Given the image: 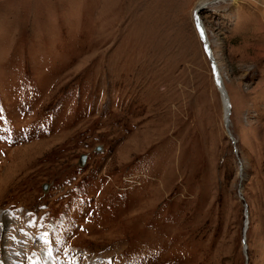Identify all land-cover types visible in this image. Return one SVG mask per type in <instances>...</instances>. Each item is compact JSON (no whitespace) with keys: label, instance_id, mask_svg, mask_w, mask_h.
<instances>
[{"label":"rangeland","instance_id":"rangeland-1","mask_svg":"<svg viewBox=\"0 0 264 264\" xmlns=\"http://www.w3.org/2000/svg\"><path fill=\"white\" fill-rule=\"evenodd\" d=\"M223 1L0 0V264H264V2Z\"/></svg>","mask_w":264,"mask_h":264},{"label":"water","instance_id":"water-1","mask_svg":"<svg viewBox=\"0 0 264 264\" xmlns=\"http://www.w3.org/2000/svg\"><path fill=\"white\" fill-rule=\"evenodd\" d=\"M201 9H203V7ZM201 9H198L196 11V13H195L197 29H198L200 38H201L202 42L205 45L206 51H207L208 56H209V58L211 60V63H212V69H213V75H214V82H215L216 88H217L218 92L220 93V96H221L223 105L227 109V112L225 113V126L227 128V132H228L229 137L231 138V140L233 142H235L234 141V138L232 137V134H231V132L229 130L230 115H231L232 105H231V102H230V98H229L228 92H227V90L225 88V85H224V80H223V78H222V76L220 74V70L218 68L217 62L214 59V55H213L212 49L210 47V43L208 42V37H207V33H206L205 26H204L202 20L199 17V11ZM84 157L85 156H83V158ZM245 215H246V218H248L247 208H246V211H245ZM247 225H248V223L246 221L245 222V229H244V232L245 233H246V227H247Z\"/></svg>","mask_w":264,"mask_h":264},{"label":"bare ground","instance_id":"bare-ground-1","mask_svg":"<svg viewBox=\"0 0 264 264\" xmlns=\"http://www.w3.org/2000/svg\"><path fill=\"white\" fill-rule=\"evenodd\" d=\"M224 2V1H223ZM215 3V2H214ZM207 5V4H206ZM203 7V6H202ZM202 7H200V9L202 8ZM203 8H205V7H203ZM199 9V8H198ZM195 20H196V17H195ZM208 42H209V40H208ZM215 59V58H214ZM216 61V60H215ZM218 65V64H217ZM218 68H219V66H218ZM224 109H225V113L227 112V109H226V107H224ZM6 220V219H5ZM4 220V216L2 215V216H0V224H1V229H2V234H4L5 232H4V227H5V221ZM2 234L0 235V238H1V236H2ZM8 234V233H7ZM2 239V238H1ZM10 246H12L11 244H9L8 246H7V249L6 250H8L9 248H10ZM20 249V248H19ZM5 253V255H9L8 257H7V260H9V259H11V258H13V257H11L12 255H14V256H16V257H20L17 253H18V250L17 249H12V254L9 252L8 254L5 252V251H3L2 252V254H4ZM20 253H21V251H20ZM15 257V258H16ZM12 261V259L11 260H9V262H11ZM31 262V261H30Z\"/></svg>","mask_w":264,"mask_h":264},{"label":"built area","instance_id":"built-area-1","mask_svg":"<svg viewBox=\"0 0 264 264\" xmlns=\"http://www.w3.org/2000/svg\"><path fill=\"white\" fill-rule=\"evenodd\" d=\"M230 1H234V0H225L224 2H230Z\"/></svg>","mask_w":264,"mask_h":264},{"label":"crops","instance_id":"crops-1","mask_svg":"<svg viewBox=\"0 0 264 264\" xmlns=\"http://www.w3.org/2000/svg\"><path fill=\"white\" fill-rule=\"evenodd\" d=\"M262 2H264V0H262Z\"/></svg>","mask_w":264,"mask_h":264},{"label":"trees","instance_id":"trees-1","mask_svg":"<svg viewBox=\"0 0 264 264\" xmlns=\"http://www.w3.org/2000/svg\"><path fill=\"white\" fill-rule=\"evenodd\" d=\"M73 244H74V242H73ZM75 245V244H74Z\"/></svg>","mask_w":264,"mask_h":264}]
</instances>
